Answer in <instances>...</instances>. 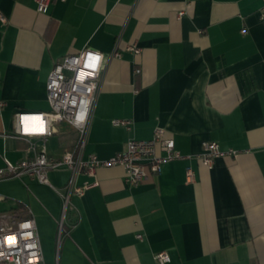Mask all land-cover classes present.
I'll list each match as a JSON object with an SVG mask.
<instances>
[{
  "label": "crops",
  "instance_id": "0c3cea01",
  "mask_svg": "<svg viewBox=\"0 0 264 264\" xmlns=\"http://www.w3.org/2000/svg\"><path fill=\"white\" fill-rule=\"evenodd\" d=\"M36 7L0 0V167L33 157L31 142L52 160L75 150L69 122L53 120L51 135L28 139L16 133L17 115L49 111L55 64L87 48L121 56L106 67L83 158L113 156L156 126L190 157L136 185L122 165L81 172L76 184L91 186L67 205L66 166L51 169L49 183L4 178L0 214L34 217L45 264H158L160 251L166 264H264V0H68L46 14ZM205 140L238 154L206 165L198 157Z\"/></svg>",
  "mask_w": 264,
  "mask_h": 264
},
{
  "label": "built area",
  "instance_id": "2783aa9c",
  "mask_svg": "<svg viewBox=\"0 0 264 264\" xmlns=\"http://www.w3.org/2000/svg\"><path fill=\"white\" fill-rule=\"evenodd\" d=\"M54 1L68 0H35L39 13L46 14ZM264 19V8L261 10ZM0 20L6 23V18L0 11ZM128 50L139 54L141 49L129 46ZM121 53L115 49L106 55L93 49L63 57L51 71L47 84V97L51 109L49 111H22L17 115L16 133L18 136L30 138L40 136L46 138L52 134L51 122L67 121L78 131V143L75 150L67 152L61 159H49L44 150L37 151L36 144L31 142L34 155L16 162L6 160L0 167V180L11 176L28 174L42 183H49L48 173L51 169L66 166L71 172L66 186L68 193L65 203L68 204L71 193L82 195L91 185H77L76 177L81 172L93 174L98 167L122 165L126 171V181L131 185L139 184L150 174H160L166 162L186 158L175 147V140L166 133L162 126H156L153 136L149 139H130L126 147L108 158H100L91 153L83 158V151L87 143L91 115L97 102L102 80L108 62L113 57H120ZM4 103L0 101V107ZM84 116L81 120L80 117ZM116 126L131 127L129 119H113ZM203 153L199 159L206 165H211L215 158L238 154L235 149H222L215 140H205ZM189 180H193L194 171L187 168ZM64 225L61 222L60 231ZM141 238L142 235L138 234ZM158 264H166L170 256L166 251L155 254ZM0 264H45L41 239L37 224L33 216H19L16 213L4 212L0 214Z\"/></svg>",
  "mask_w": 264,
  "mask_h": 264
},
{
  "label": "clouds",
  "instance_id": "9594fccd",
  "mask_svg": "<svg viewBox=\"0 0 264 264\" xmlns=\"http://www.w3.org/2000/svg\"><path fill=\"white\" fill-rule=\"evenodd\" d=\"M80 119L83 120V119H84V116L82 115V116L80 117Z\"/></svg>",
  "mask_w": 264,
  "mask_h": 264
}]
</instances>
